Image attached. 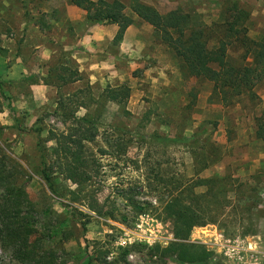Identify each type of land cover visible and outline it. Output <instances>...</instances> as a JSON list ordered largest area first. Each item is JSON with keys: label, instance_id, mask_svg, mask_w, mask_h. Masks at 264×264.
<instances>
[{"label": "rangeland", "instance_id": "rangeland-1", "mask_svg": "<svg viewBox=\"0 0 264 264\" xmlns=\"http://www.w3.org/2000/svg\"><path fill=\"white\" fill-rule=\"evenodd\" d=\"M118 1L133 24L123 55L114 60L113 80L97 86L84 81L77 89L68 85L73 70H59L58 60L44 59L42 49L24 44L20 33L16 37V11L33 19L30 9L42 7L45 0H0V156H6L17 183L27 181L38 220L32 240L65 264H174L148 255V248L174 241L163 206L179 185L216 175L225 176V187L233 186L235 192L227 193L225 208L216 197L210 201L216 223L194 228L189 242L211 252V264H264V140L256 138L264 78L254 96L242 94L231 104L210 98L213 83L187 77L154 28L131 10L135 3L161 15L179 10L193 25L213 28L209 48H214L215 35H221L216 27L229 19L234 2L249 13L248 38L264 42V0ZM47 16L41 13L35 20L43 21L44 32L52 29ZM137 39L151 43L150 56L134 55ZM121 41H112L106 50H116ZM227 54L235 66L252 65L250 53L239 43ZM107 87L128 88L129 96L120 104L109 101ZM73 117L90 120L82 128L94 134L83 141L86 163L79 184L65 177L67 160L54 152L57 144L51 139V134L59 138L70 133ZM42 158L55 194L39 174ZM123 237L130 243L121 246ZM9 261L0 249V264Z\"/></svg>", "mask_w": 264, "mask_h": 264}, {"label": "trees", "instance_id": "trees-1", "mask_svg": "<svg viewBox=\"0 0 264 264\" xmlns=\"http://www.w3.org/2000/svg\"><path fill=\"white\" fill-rule=\"evenodd\" d=\"M70 1L86 11L88 22L117 25L118 32L114 43L120 42L125 31L133 24V20L124 12L125 6L118 0ZM131 10L139 19L154 28L159 40L179 59L180 69L187 77L213 83L210 98L231 104L233 98L242 94L250 93L254 96V87L264 78V42L248 38L245 23L249 19V13L239 8L236 2L233 3L229 19L216 27L221 35L217 38L215 35L217 45L214 48H209L213 28L193 25L190 16L179 10L161 15L153 7L142 3L133 4ZM25 16L28 17L29 12ZM36 23L40 24V21ZM42 24L40 25L43 26ZM233 43H239L246 53H250L252 65L235 66L229 61L227 50ZM70 75L76 77L77 72L72 71ZM60 80L68 81L64 77H60ZM1 88L0 80V90ZM1 95L5 96L2 91ZM104 96L107 100L120 104L128 98L129 90L125 87H107ZM72 121L74 125L70 128V133L61 134L59 138L51 134V139L56 140L57 147L61 148L59 150L56 147L54 152L67 160L65 177L72 183L79 184L78 179L84 175L81 167L86 163L81 156L83 141L91 140L94 134L91 130L82 128V125L92 123L87 118L73 117ZM256 127V138L264 140V111L257 118ZM199 136V133L195 134L192 140H197ZM6 159V156H0V249L9 256V264H65L54 252L44 249L39 240H32L38 232L37 211L26 191L27 181L17 183V174L8 167ZM43 159V168L39 174L50 192L55 194V183L48 174ZM226 184L225 176L215 175L176 187L173 196L162 209L165 219L172 226L174 241L166 247L148 248L149 257L174 264H211L212 253L200 244L189 242V237L194 228L216 223L215 215L208 209L211 200L215 197L220 199L221 209L228 206L226 204L230 200L227 193L235 192V187L226 188ZM199 187H204L205 190L196 193L195 189ZM203 202L207 203L206 207Z\"/></svg>", "mask_w": 264, "mask_h": 264}, {"label": "crops", "instance_id": "crops-1", "mask_svg": "<svg viewBox=\"0 0 264 264\" xmlns=\"http://www.w3.org/2000/svg\"><path fill=\"white\" fill-rule=\"evenodd\" d=\"M30 13L33 19L30 17L26 19L23 10L16 11L18 19L16 37L20 33V39L24 44L42 49V53L39 54H42L40 56L44 59L53 57L58 60L59 70L76 71L77 76L68 85L80 89L84 81L89 85L97 86L106 85L113 80V73L117 69L114 60L118 61V57L123 55L121 49L129 41L130 27L126 30L120 47L107 51L118 27L90 24L85 18V12L69 4L68 0H45L42 7L31 8ZM41 13L49 14L48 22L52 25L50 32L42 31L44 26L42 20L39 21L43 26L35 21ZM133 43H135L132 47L134 55L138 53V57L150 56L151 43L146 45L141 39ZM100 53H105L106 57L100 56ZM102 58L106 59L102 60Z\"/></svg>", "mask_w": 264, "mask_h": 264}, {"label": "built area", "instance_id": "built-area-1", "mask_svg": "<svg viewBox=\"0 0 264 264\" xmlns=\"http://www.w3.org/2000/svg\"><path fill=\"white\" fill-rule=\"evenodd\" d=\"M127 243H130V240L125 238V237H123L120 245L121 246H125V245H127ZM229 254H230V252H229ZM129 258H132V256L130 255ZM111 259H112L111 255L107 256V258H106L107 261H110Z\"/></svg>", "mask_w": 264, "mask_h": 264}]
</instances>
